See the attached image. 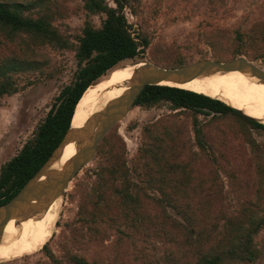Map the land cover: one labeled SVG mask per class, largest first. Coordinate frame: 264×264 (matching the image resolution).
<instances>
[{
  "label": "trees",
  "instance_id": "16d2710c",
  "mask_svg": "<svg viewBox=\"0 0 264 264\" xmlns=\"http://www.w3.org/2000/svg\"><path fill=\"white\" fill-rule=\"evenodd\" d=\"M80 1L87 19L79 34L70 36L54 24L66 18L57 0H0V99L17 91L13 74L42 72L43 64L31 56L36 49L69 50L76 61L72 84L61 90L32 137L1 166L0 206L19 192L60 144L88 88L121 62L137 61L150 46L144 32L133 35L124 14L126 7L136 13L138 0H111L114 6L107 0ZM93 16H103L99 27L92 24ZM209 39L213 59L264 58L263 41L240 31L232 37L212 32ZM248 44L255 45L258 54L250 55ZM149 54L150 61L161 68L186 65L177 49L156 47ZM162 104L177 112L145 126L148 135L143 141L150 148L139 151L149 157L145 173L164 198L152 199L134 191L121 148L115 146L122 143L118 138V142L109 140L110 132L96 154L105 156L100 171L108 187L95 186L92 202L80 206V230L86 227V233L102 240L106 232L100 225L116 228L125 224L141 235L175 241L184 247L178 264H264V243L256 242L264 229V145L252 134L264 133V125L221 100L168 86L146 87L134 107L150 109ZM179 113L192 118L198 154L189 148L185 124L175 119ZM200 116L207 121L199 120ZM225 182L229 191H224ZM230 192L248 210L241 220L233 218L224 204ZM258 203L260 210L251 212L249 208ZM165 204L187 225L165 215ZM220 220L221 232L217 229ZM41 251L49 260L45 264H91L70 250L57 258L47 243Z\"/></svg>",
  "mask_w": 264,
  "mask_h": 264
},
{
  "label": "rangeland",
  "instance_id": "374dc122",
  "mask_svg": "<svg viewBox=\"0 0 264 264\" xmlns=\"http://www.w3.org/2000/svg\"><path fill=\"white\" fill-rule=\"evenodd\" d=\"M57 2L65 12L66 18L54 24L63 34L70 36L79 34L87 19L82 2L80 0H57ZM107 2L114 6L111 0ZM138 3L135 8L136 13H132L126 7L124 14L133 35H137L139 31L144 32L149 36L150 46L134 62L147 61L154 64L150 61L149 49L156 47L179 50L184 56L186 65L199 60H216L212 57L213 51L210 46L209 36L212 32L227 33L232 37L235 31H240L264 43V0H138ZM102 18L103 16H93L90 20L95 27H99ZM71 42L77 43L74 37L71 38ZM251 44L247 45L250 46L247 49L248 53L256 54V46ZM31 56L43 64L42 72L29 71L13 74L12 79L15 80L17 91L0 99V168L32 137L33 131L46 116L55 98L64 87L72 84L74 79L76 71L74 52L58 51L47 47L36 49ZM240 57L249 60L246 56ZM20 58L27 59L25 55H21ZM251 62L264 70V58ZM123 63L121 62L118 66H122ZM176 112L166 104L150 109L134 107L108 136L109 140L118 142L119 139L122 143L115 146L121 148L128 170L127 180L132 184L134 191L145 192L152 199L158 200L164 196L153 188L154 180L145 173V164L149 162V157L139 151L140 148L143 150L150 148V145L143 141L148 135L145 132V126ZM175 119L185 124L186 131L189 133V148L198 154V149L194 145L192 118L179 113ZM199 120L207 121L202 116ZM252 134L264 145V133L252 132ZM104 158L105 156H96L71 181L64 196L58 200L55 224L47 242L51 252L59 258L64 250H70L86 258L91 264H178L176 259L183 256L184 247L175 241L141 235L132 228H127L125 224H120L116 228H108L106 224L100 225L106 232V237L102 240H98L97 236L91 233H86V227L80 230L78 222L80 206L84 202H92L95 186L108 187L105 183L107 177L100 171ZM225 190L229 191L226 182ZM226 203L229 214L236 220H241L248 212L237 202L235 195L231 192L224 204ZM259 206L260 203L249 209L251 212H257L260 210ZM164 209L165 215L187 225V221L167 204ZM222 224L223 220H220L217 225L219 232L222 231ZM256 242L264 243V229L258 233ZM47 262H49L47 255L39 250L34 254L0 264H45Z\"/></svg>",
  "mask_w": 264,
  "mask_h": 264
},
{
  "label": "water",
  "instance_id": "95a60500",
  "mask_svg": "<svg viewBox=\"0 0 264 264\" xmlns=\"http://www.w3.org/2000/svg\"><path fill=\"white\" fill-rule=\"evenodd\" d=\"M234 71L250 74L264 84V70L244 57L230 61L199 60L174 69L161 68L143 61V65L136 69L138 76H135L127 90L91 115L84 126H70L39 171L12 199L0 206V240L10 221L34 218L64 196L71 181L93 161L103 139L126 118L146 87L162 86L161 82L185 84L204 76ZM68 144L76 146L74 156L60 169H51Z\"/></svg>",
  "mask_w": 264,
  "mask_h": 264
},
{
  "label": "bare ground",
  "instance_id": "6f19581e",
  "mask_svg": "<svg viewBox=\"0 0 264 264\" xmlns=\"http://www.w3.org/2000/svg\"><path fill=\"white\" fill-rule=\"evenodd\" d=\"M123 62L122 66H116L84 93L76 108L72 127L84 126L91 115L118 98L138 76L136 69L142 66L143 62L130 60ZM160 84L187 89L221 100L229 107L264 125V84L250 74L234 71L204 76L185 84L173 82ZM75 152L76 146L68 144L51 169H60ZM58 200L34 218L12 220L6 225L0 240V263L34 254L43 248L52 235L59 207Z\"/></svg>",
  "mask_w": 264,
  "mask_h": 264
}]
</instances>
